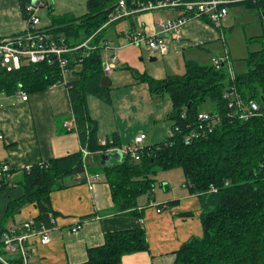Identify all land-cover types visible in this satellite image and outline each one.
<instances>
[{"label": "trees", "instance_id": "trees-1", "mask_svg": "<svg viewBox=\"0 0 264 264\" xmlns=\"http://www.w3.org/2000/svg\"><path fill=\"white\" fill-rule=\"evenodd\" d=\"M31 1L21 0L25 19ZM119 1L88 0L86 14L51 20L53 33L71 46L92 38L93 49L68 55L67 71L77 69L74 74L77 79L66 84L81 146L90 153L105 154L121 146L118 133L108 138L107 145L99 143L98 123L87 105L88 95L111 103V87H101L105 76V46L101 44L106 42L107 30L119 22L106 25ZM238 5L264 12V0H247L229 8ZM197 20L210 25L205 19ZM250 41L259 43L261 49L249 54L247 70L236 73L235 79L224 70L195 60L185 62L183 75L163 79L137 75V80L148 84L152 95L170 96L173 134L159 144L147 145L139 162L123 158L98 168L108 179L118 212L136 216L141 215L138 207L141 196L154 199L157 171L182 169L189 194L200 200L204 235L183 244L174 264H264V34ZM63 84L65 79L57 66L30 65L20 71L0 73V93L9 95L15 94L18 86L34 94ZM227 95L235 96L234 101ZM239 96L247 102H256L263 115L249 121L240 119L236 106ZM207 103L213 111H205L209 119L201 118L204 113L201 107ZM187 138L189 144L185 142ZM84 164L83 153L79 151L33 165L22 172L19 182L1 188L0 232L27 205L47 210L51 193L66 188L67 179L82 174ZM148 250L144 229L112 232L106 234L102 246L88 250V259L82 264H122L125 255ZM11 264L19 263L11 261Z\"/></svg>", "mask_w": 264, "mask_h": 264}, {"label": "crops", "instance_id": "crops-1", "mask_svg": "<svg viewBox=\"0 0 264 264\" xmlns=\"http://www.w3.org/2000/svg\"><path fill=\"white\" fill-rule=\"evenodd\" d=\"M46 1L47 7L41 9L39 15L46 10L51 18L49 24H41L43 27L51 26L53 17L65 15L80 17L87 13L86 5L84 12H79L84 9L83 4L86 0H81L79 4L75 1L66 2V5L59 3L56 8L51 7L48 0ZM52 1L55 6L56 0ZM87 2L88 0L86 4ZM177 16L178 13L174 11L142 13L133 16L136 23H132V26L137 25L140 30L147 27L153 29L159 20ZM209 28L210 25L201 20L189 21L182 28L178 38L180 42L175 45L176 51L184 48V42H189L186 44L189 45L215 40L217 33L214 32V39H209V33L205 32ZM26 29L27 21L21 0H0V39L21 34ZM127 31L122 30L119 36H124ZM168 38L177 41L173 36ZM76 71L77 69L67 71L64 76L65 84L53 86L43 92L30 94L23 88L29 95L26 102L21 100L17 91L10 95L0 93V131L5 136V141L0 146V156L10 163L13 179L16 175L22 176V172L33 165L79 151L83 153L71 108L69 87L66 85L77 79L74 75ZM114 133H118L123 146L119 130ZM103 134L105 132H101L100 136L104 137ZM108 138L111 137L99 141H108ZM106 154L110 153H90L85 162L87 172L92 174L93 166L98 169L102 165L110 166L123 160H118L115 157L116 153H112L114 155L112 158L103 160V155ZM92 175L99 176L92 184L87 182L85 172L67 179L66 188L51 193V203L47 210L41 211L40 207L33 204L28 217L23 220L17 219L16 217L29 206L27 205L8 221L7 229L28 219H36L39 228H43L50 235L51 241L45 245L40 242V236L30 237L29 241L35 249L30 264H82L88 259L89 249L104 244L106 234L131 229L145 230L149 250L125 255L122 264H174L176 253L182 245L202 234L201 203L198 196L189 194L187 187L183 186L179 194L171 198H166V195L173 191H165L166 195L160 202L158 198L152 201L148 198L143 205L138 201L141 215L136 216L131 212H118L111 186L104 173L96 172ZM21 179L12 180V184ZM162 204L166 206H161ZM158 209L161 212H158ZM186 213H190L191 216L185 217ZM77 225L82 227L80 232L76 235L71 234V230Z\"/></svg>", "mask_w": 264, "mask_h": 264}, {"label": "rangeland", "instance_id": "rangeland-1", "mask_svg": "<svg viewBox=\"0 0 264 264\" xmlns=\"http://www.w3.org/2000/svg\"><path fill=\"white\" fill-rule=\"evenodd\" d=\"M72 1L79 4L81 0H56L55 6L52 0H48V3L51 7L56 8L59 3L66 5V2ZM86 1L83 4L84 9L79 12H84ZM40 17L42 24L50 23L51 16L46 10L40 13ZM132 23H136L134 17L124 19L111 26L105 35L106 42L101 44V46H106L103 50L104 60L114 53L118 60V69L108 75L112 83L111 104L93 95L87 96L90 114L93 119L98 121L99 139L111 137L115 131L119 130L124 147L135 145L138 137L144 140L142 145L147 146L159 144L173 134L174 121L171 119L173 106L170 96L168 94L164 96L152 95L148 84L137 80V75L148 74L155 79L182 75L185 73L186 61L195 60L202 65H212V59L224 56L226 51L234 63V71L238 75L243 74L247 70L246 59L249 54L261 49L259 43L251 42L250 39L264 34V12L260 13L257 9H250L244 5L233 6L229 8L227 21L224 23L225 42L220 39V30L210 26L211 28L205 32L209 33V39H214V32L217 33L215 40L202 44L190 43L189 45H186L189 42H184V48L176 51L175 45L179 44L180 39L174 41L168 38L169 56L162 57L153 53L146 44L141 47L127 46L129 44L127 38L119 36V33L122 30L137 28V25L132 26ZM152 59H156V61H152ZM201 110L204 112L213 111V107L207 103L203 104ZM101 132H105L104 137L100 136ZM92 170V174L97 171L103 172L102 169H95L94 166ZM21 177V175H16L13 180L16 181ZM155 180L153 196L158 198L159 202L166 195L165 191H173L166 195V198H171L179 194V191L185 186L183 172L180 168L168 171L158 170ZM138 201L140 205H143L148 201V195L141 196ZM31 210L32 205H29L16 218L25 219L30 215ZM198 219L200 221V217ZM203 235L202 228V234L198 238H202ZM12 258L9 257V259Z\"/></svg>", "mask_w": 264, "mask_h": 264}, {"label": "built area", "instance_id": "built-area-1", "mask_svg": "<svg viewBox=\"0 0 264 264\" xmlns=\"http://www.w3.org/2000/svg\"><path fill=\"white\" fill-rule=\"evenodd\" d=\"M120 0L115 10L110 13L106 25L113 24L120 19H127L142 13H154L159 11H174L178 13L175 18L161 19L156 23L153 29L134 28L128 30L124 36L129 44L141 47L146 44L148 48L155 54L166 57L169 54L167 37L173 36L178 39L181 35L182 28L191 20L205 19L214 28L220 30V39L225 42L224 23H226L229 15V6L239 4L247 0H158L156 2H143L132 0ZM47 7L46 0H32L26 7L27 11V29L21 34L8 38L0 39V73H12L22 70L30 65H48L57 66L62 75L67 73V67L70 64L68 55H73L81 49L91 50V39L81 43L78 46L69 45L62 37H57L53 33L52 28L43 27L39 11ZM107 45V44H106ZM106 47V46H105ZM103 71L105 76L110 75L118 68L116 53L104 60ZM212 65L217 70H224L231 79H235L233 61L226 51L224 56H218L212 59ZM18 96L22 101L26 102L29 95L23 90L22 86H18ZM233 95H235L233 93ZM231 98L232 95H227ZM232 106V105H231ZM236 106L239 108L240 119L249 121L252 117L262 116L259 105L254 101H245L240 96ZM233 107V106H232ZM207 113H201L200 117L209 119ZM209 116V115H208ZM5 141L4 134L0 131V146ZM186 144L190 143V138L186 139ZM102 146L107 145L108 141H99ZM144 140L140 137L136 139L135 145L126 147H113L107 153L120 154L123 158H129L135 162H139L141 154L145 151L146 145H142ZM102 153V152H99ZM90 152L83 150V161L86 162ZM27 168L26 170H29ZM84 172L86 180L89 184L96 182L98 175H92L87 172L84 164ZM13 169L10 163L0 156V189L6 185H12ZM158 212H161L158 209ZM81 225H77L71 230V234H78ZM40 236V242L45 245L51 241L50 235L43 228H39L36 219H28L20 225L0 232V261L4 264H11V261L19 264H30V259L35 252L34 246L30 243L31 236ZM9 257H13L9 259Z\"/></svg>", "mask_w": 264, "mask_h": 264}, {"label": "water", "instance_id": "water-1", "mask_svg": "<svg viewBox=\"0 0 264 264\" xmlns=\"http://www.w3.org/2000/svg\"><path fill=\"white\" fill-rule=\"evenodd\" d=\"M152 61H156V59H152ZM111 81L109 79L108 76H104L103 79H102V82H101V87L103 89H108L111 87ZM114 155L113 154H106V155H103V160H108L110 158H112ZM115 157L118 159V160H121L122 159V156L118 153V154H115Z\"/></svg>", "mask_w": 264, "mask_h": 264}]
</instances>
